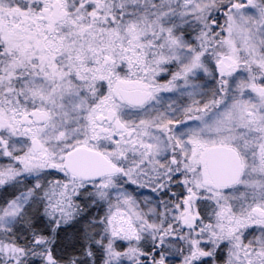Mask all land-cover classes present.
Returning <instances> with one entry per match:
<instances>
[{
  "label": "snow or ice",
  "instance_id": "snow-or-ice-1",
  "mask_svg": "<svg viewBox=\"0 0 264 264\" xmlns=\"http://www.w3.org/2000/svg\"><path fill=\"white\" fill-rule=\"evenodd\" d=\"M0 264H264V0H0Z\"/></svg>",
  "mask_w": 264,
  "mask_h": 264
}]
</instances>
